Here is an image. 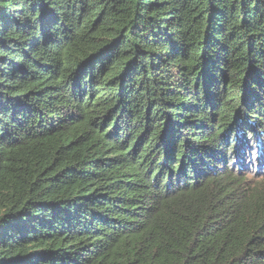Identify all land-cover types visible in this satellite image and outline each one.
Here are the masks:
<instances>
[{
	"label": "trees",
	"instance_id": "trees-1",
	"mask_svg": "<svg viewBox=\"0 0 264 264\" xmlns=\"http://www.w3.org/2000/svg\"><path fill=\"white\" fill-rule=\"evenodd\" d=\"M0 264H264V0H0Z\"/></svg>",
	"mask_w": 264,
	"mask_h": 264
}]
</instances>
